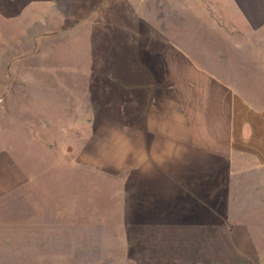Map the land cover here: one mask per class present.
I'll return each instance as SVG.
<instances>
[{"label":"crops","instance_id":"0c3cea01","mask_svg":"<svg viewBox=\"0 0 264 264\" xmlns=\"http://www.w3.org/2000/svg\"><path fill=\"white\" fill-rule=\"evenodd\" d=\"M89 16L141 37L125 55L133 74L103 77L131 81L129 106L119 116L100 108V122L86 110L84 159L119 177L116 198L131 192L134 208L213 233L231 229L237 208L264 204V0H0V134L19 119L43 159L46 135L59 142L52 122L17 101L43 72L42 51ZM126 170L131 183H120ZM36 174L1 138L0 198Z\"/></svg>","mask_w":264,"mask_h":264},{"label":"rangeland","instance_id":"374dc122","mask_svg":"<svg viewBox=\"0 0 264 264\" xmlns=\"http://www.w3.org/2000/svg\"><path fill=\"white\" fill-rule=\"evenodd\" d=\"M68 27L42 51L43 72L40 65L17 101L52 122L59 142L46 135L43 159L41 143L21 138L19 119L0 134L25 171L37 173L0 198V264H264V204L237 208L231 229L224 224L213 233L201 224L166 223L164 208H134L131 192L116 198L119 177L84 159L86 110L92 104L100 122V108L119 116L129 106L131 81L103 77L133 74L137 62L125 55L135 57L141 37L122 35L109 16ZM120 177L131 183V170Z\"/></svg>","mask_w":264,"mask_h":264},{"label":"built area","instance_id":"2783aa9c","mask_svg":"<svg viewBox=\"0 0 264 264\" xmlns=\"http://www.w3.org/2000/svg\"><path fill=\"white\" fill-rule=\"evenodd\" d=\"M3 102V98L2 97H0V104Z\"/></svg>","mask_w":264,"mask_h":264}]
</instances>
